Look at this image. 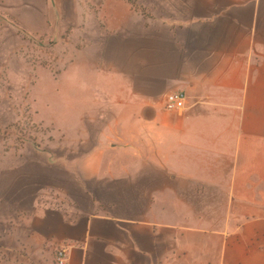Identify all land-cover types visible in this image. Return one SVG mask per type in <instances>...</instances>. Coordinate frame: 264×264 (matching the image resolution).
<instances>
[{"label":"crops","instance_id":"1","mask_svg":"<svg viewBox=\"0 0 264 264\" xmlns=\"http://www.w3.org/2000/svg\"><path fill=\"white\" fill-rule=\"evenodd\" d=\"M139 1L145 13L0 0V54L81 16L87 66L122 76L135 106L128 145L113 143L129 157L96 181L67 174L65 188L52 158L0 156V264H57L58 249L66 264H264V0ZM173 91L184 108L167 107Z\"/></svg>","mask_w":264,"mask_h":264},{"label":"rangeland","instance_id":"2","mask_svg":"<svg viewBox=\"0 0 264 264\" xmlns=\"http://www.w3.org/2000/svg\"><path fill=\"white\" fill-rule=\"evenodd\" d=\"M129 1L145 13L142 2ZM78 23L82 30L81 16ZM79 30L65 31L63 37L42 45L44 38L27 37L17 53L9 45L0 54L4 66L0 67V144L4 146L0 156L20 157L24 166L52 158L58 162L57 183L64 185L71 183L65 181L67 174L96 181L108 169L110 158L129 157L128 147L113 143L129 142L134 124L130 87L111 70L87 66L82 53L85 37ZM40 182L48 194L53 187L49 178L43 175Z\"/></svg>","mask_w":264,"mask_h":264},{"label":"built area","instance_id":"3","mask_svg":"<svg viewBox=\"0 0 264 264\" xmlns=\"http://www.w3.org/2000/svg\"><path fill=\"white\" fill-rule=\"evenodd\" d=\"M186 96L183 91L170 92L166 97V104L169 109H182L186 105ZM57 259L60 264H66L67 253L65 249L57 251Z\"/></svg>","mask_w":264,"mask_h":264},{"label":"trees","instance_id":"4","mask_svg":"<svg viewBox=\"0 0 264 264\" xmlns=\"http://www.w3.org/2000/svg\"><path fill=\"white\" fill-rule=\"evenodd\" d=\"M58 250H60V249H58ZM58 250H57V251H58ZM57 251H56V254H55V255H56V262H57V264H60V263L58 262V259H57Z\"/></svg>","mask_w":264,"mask_h":264},{"label":"water","instance_id":"5","mask_svg":"<svg viewBox=\"0 0 264 264\" xmlns=\"http://www.w3.org/2000/svg\"><path fill=\"white\" fill-rule=\"evenodd\" d=\"M147 116V115H146Z\"/></svg>","mask_w":264,"mask_h":264}]
</instances>
